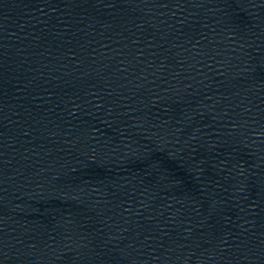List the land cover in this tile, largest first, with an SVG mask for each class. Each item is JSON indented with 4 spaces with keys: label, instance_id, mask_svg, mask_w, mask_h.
I'll use <instances>...</instances> for the list:
<instances>
[{
    "label": "water",
    "instance_id": "1",
    "mask_svg": "<svg viewBox=\"0 0 264 264\" xmlns=\"http://www.w3.org/2000/svg\"><path fill=\"white\" fill-rule=\"evenodd\" d=\"M0 264H264V0H0Z\"/></svg>",
    "mask_w": 264,
    "mask_h": 264
}]
</instances>
